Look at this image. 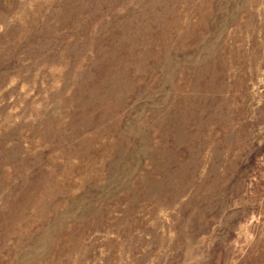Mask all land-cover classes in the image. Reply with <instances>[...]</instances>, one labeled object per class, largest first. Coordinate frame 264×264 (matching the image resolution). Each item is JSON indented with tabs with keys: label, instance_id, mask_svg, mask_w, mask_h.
<instances>
[{
	"label": "rangeland",
	"instance_id": "obj_1",
	"mask_svg": "<svg viewBox=\"0 0 264 264\" xmlns=\"http://www.w3.org/2000/svg\"><path fill=\"white\" fill-rule=\"evenodd\" d=\"M0 264H264V0H0Z\"/></svg>",
	"mask_w": 264,
	"mask_h": 264
}]
</instances>
